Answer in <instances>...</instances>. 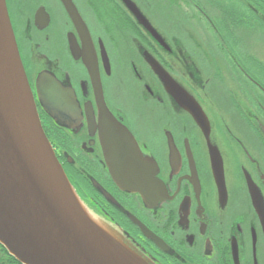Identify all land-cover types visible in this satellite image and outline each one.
Instances as JSON below:
<instances>
[{
	"label": "flooded vegetation",
	"instance_id": "obj_1",
	"mask_svg": "<svg viewBox=\"0 0 264 264\" xmlns=\"http://www.w3.org/2000/svg\"><path fill=\"white\" fill-rule=\"evenodd\" d=\"M201 4L5 0L41 126L90 216L148 264H264L256 12L248 6L246 21L229 26ZM42 76L60 84L55 102H39ZM101 97L153 163L161 193L149 182L143 197L112 179L99 139Z\"/></svg>",
	"mask_w": 264,
	"mask_h": 264
},
{
	"label": "water",
	"instance_id": "obj_2",
	"mask_svg": "<svg viewBox=\"0 0 264 264\" xmlns=\"http://www.w3.org/2000/svg\"><path fill=\"white\" fill-rule=\"evenodd\" d=\"M148 61L168 88L167 74ZM60 90L51 77L36 81L42 104L55 102ZM97 107L103 158L114 182L143 197L151 182L161 193L152 178L153 163L102 97ZM0 245L20 264H148L96 222L76 197L42 130L5 0H0Z\"/></svg>",
	"mask_w": 264,
	"mask_h": 264
},
{
	"label": "rangeland",
	"instance_id": "obj_3",
	"mask_svg": "<svg viewBox=\"0 0 264 264\" xmlns=\"http://www.w3.org/2000/svg\"><path fill=\"white\" fill-rule=\"evenodd\" d=\"M201 6H205L209 13L217 15L218 17L216 18V21L219 22V24H224V22H226L229 26H236V24L238 25V23L246 21V8L248 6H253L256 16L254 19L255 22L251 27H253L255 52L264 54V43H262L264 41V27L259 24V22L263 23L262 16H264V0H202ZM176 12H179V16H182L183 12L186 13L183 9L182 11L176 10ZM193 28L194 26L192 25V29ZM240 28H242L241 25ZM197 30L200 31V29ZM165 31L166 30L162 32L167 33ZM193 31L196 32V30ZM239 32L242 34V30Z\"/></svg>",
	"mask_w": 264,
	"mask_h": 264
},
{
	"label": "trees",
	"instance_id": "obj_4",
	"mask_svg": "<svg viewBox=\"0 0 264 264\" xmlns=\"http://www.w3.org/2000/svg\"><path fill=\"white\" fill-rule=\"evenodd\" d=\"M0 264H19L7 251L0 245Z\"/></svg>",
	"mask_w": 264,
	"mask_h": 264
}]
</instances>
